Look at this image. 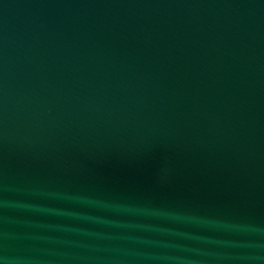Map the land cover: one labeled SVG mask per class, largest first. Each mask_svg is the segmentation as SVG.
<instances>
[{"label": "water", "instance_id": "1", "mask_svg": "<svg viewBox=\"0 0 264 264\" xmlns=\"http://www.w3.org/2000/svg\"><path fill=\"white\" fill-rule=\"evenodd\" d=\"M0 264H264V0H0Z\"/></svg>", "mask_w": 264, "mask_h": 264}]
</instances>
